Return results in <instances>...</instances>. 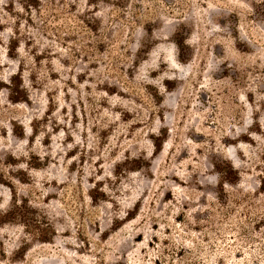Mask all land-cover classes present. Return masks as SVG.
<instances>
[{
	"label": "rangeland",
	"instance_id": "374dc122",
	"mask_svg": "<svg viewBox=\"0 0 264 264\" xmlns=\"http://www.w3.org/2000/svg\"><path fill=\"white\" fill-rule=\"evenodd\" d=\"M0 264H264V0H0Z\"/></svg>",
	"mask_w": 264,
	"mask_h": 264
},
{
	"label": "trees",
	"instance_id": "16d2710c",
	"mask_svg": "<svg viewBox=\"0 0 264 264\" xmlns=\"http://www.w3.org/2000/svg\"><path fill=\"white\" fill-rule=\"evenodd\" d=\"M175 42L182 52L186 46V41L183 37V33L177 32ZM1 89H7L8 98L12 102L26 101L27 92L23 86V79L21 74H13L10 77L9 84L4 85ZM13 132L19 136H23V132L16 130V124L13 123ZM155 146V152L162 150L163 142H159L157 138L153 139ZM212 165L216 170L220 184L223 185L226 182L234 183L239 179V171L235 168L234 164L230 160H213ZM37 166V165H36ZM140 167H135L136 170ZM91 197L96 198L93 194ZM3 220H18L23 223L27 233L40 242H49L56 235V229L47 218L46 215L40 214L39 211L30 205L21 204L18 199H14L12 207L3 214Z\"/></svg>",
	"mask_w": 264,
	"mask_h": 264
}]
</instances>
